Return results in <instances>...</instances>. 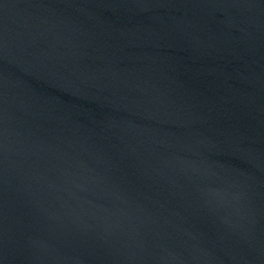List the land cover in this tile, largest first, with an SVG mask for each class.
<instances>
[{"label": "water", "instance_id": "obj_1", "mask_svg": "<svg viewBox=\"0 0 264 264\" xmlns=\"http://www.w3.org/2000/svg\"><path fill=\"white\" fill-rule=\"evenodd\" d=\"M0 264H264V0H0Z\"/></svg>", "mask_w": 264, "mask_h": 264}]
</instances>
